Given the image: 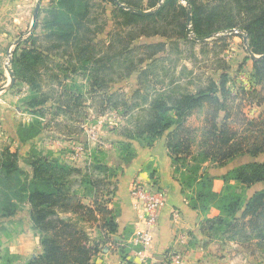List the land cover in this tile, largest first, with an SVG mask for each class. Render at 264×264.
I'll return each instance as SVG.
<instances>
[{
    "label": "trees",
    "instance_id": "obj_1",
    "mask_svg": "<svg viewBox=\"0 0 264 264\" xmlns=\"http://www.w3.org/2000/svg\"><path fill=\"white\" fill-rule=\"evenodd\" d=\"M48 1L42 33L32 34L13 54L11 76L28 87L24 111L32 116L18 129L19 142L34 141L50 125H63L71 135L83 133L86 110L92 107L99 117L115 111L125 118L137 111L132 130L125 129L120 136L125 140L117 143L120 161L135 157L130 142L150 147L165 136L173 165L189 169L190 176L180 182L190 208L202 216L200 232L244 250L255 248L247 252L251 256L264 251V190L247 196L250 187L264 182V161L231 170L219 178V191L215 178L201 173L205 164L222 167L239 157L264 155V0ZM232 30L245 34L247 53L258 58L252 59L248 89L228 88V66L222 58L213 59L215 74H205L191 89L169 71L162 74L167 82L158 80V64L167 61L178 43L204 49L205 39ZM154 37L164 42L136 44ZM227 40L212 41L213 46L221 43L214 56L226 48ZM149 77L155 82L149 83ZM132 79L137 84L132 97L120 90L109 92L112 84ZM253 106L263 107V112L249 120L242 109ZM199 112L204 113L200 131L187 125ZM242 125L246 131L235 128ZM106 159L102 150H94L80 168L37 153L27 163L31 177L24 180L17 152L6 148L0 153V216H13L16 203L27 201L41 246V254L22 264H93L108 246H115L131 264L129 256L140 248L126 239H112L121 167L109 166ZM212 211L218 215L209 217Z\"/></svg>",
    "mask_w": 264,
    "mask_h": 264
},
{
    "label": "crops",
    "instance_id": "obj_2",
    "mask_svg": "<svg viewBox=\"0 0 264 264\" xmlns=\"http://www.w3.org/2000/svg\"><path fill=\"white\" fill-rule=\"evenodd\" d=\"M40 1L41 0H0V55L2 53L5 54L10 47H12V44L18 45L21 43V38L13 36L14 33L12 32L19 31L24 27L30 10L32 11V21L28 35L30 37L32 34H41L39 32L36 33L37 27H40L38 24L41 23L44 17V14L38 15L41 11V5H43ZM37 5L39 9L36 25L35 29L31 32L33 15ZM20 47L22 48L23 45ZM249 63L250 72L252 68V59L249 60ZM10 70L11 68H9L8 72ZM10 83L11 81L0 93L5 95L13 86H10ZM134 91L128 96L129 98L132 97ZM1 104L3 103L0 102V105ZM9 109L8 106H0V139L11 140L12 144L9 149L12 152H17L19 155L29 152L30 147H34L36 150L35 145L38 140L21 144L17 138L18 129L21 126L29 124L32 121V116L24 110L16 108V113H13ZM22 116H24V118ZM115 116V119L120 122V116L117 114H115ZM103 117H100V119H104ZM87 120L88 121L85 122H90L88 117ZM59 121L62 122L63 120L60 119ZM85 127H87V123ZM43 132L44 135H48V137L53 135L54 137H58L56 141L60 140L58 141L60 146L62 139V144L65 143L66 145H71L73 140L76 139L69 133L61 134L60 136L53 129L49 128L45 129ZM117 138L119 139L118 136ZM46 140H52V138L45 139V141ZM49 143L50 147L47 149H49L50 152L47 153L57 158L61 163L80 168L84 166V163L82 166L75 164L74 162L77 160L71 159L69 154L65 155V151L58 152L55 146L56 143H51V141ZM133 148L136 150V154L128 163H122L119 159L118 161L116 159L111 162V164H108L109 166L117 167L120 165L121 167V172L117 178L116 192L113 198V208L117 211V233L112 236V239L119 242L126 239L127 244L133 246L131 242L136 234H140L147 230L144 211L134 207V202L129 195L135 183L151 190L162 192L165 199V206L157 212L155 226L149 230L151 232L150 245L140 249V251L132 252L129 257L131 264H173L170 261V256L173 254L181 255L182 260L180 264L261 263V260H259L257 256L248 255L238 244L223 240H211L200 232L202 216L199 211L192 210L189 206V202L181 186L180 178L175 172V167L165 147V136L158 139L150 147L144 144L139 145L135 142ZM243 157H245V159H243L245 161H240L241 157H239L222 167L211 164V168L216 167L215 170L211 172V175L216 178L214 181L215 191H219L221 188V181L219 178L231 170L244 164L260 162L256 161L258 157ZM22 165L23 163L21 164V162H19L20 168ZM207 165L208 164H205L203 166L201 173L207 171L209 174L210 171ZM25 169L29 173V180L31 177V167L27 163ZM261 190H264V182L257 183L250 187L247 190V196L250 197L254 192ZM16 204L17 209L13 216H0V264H22L32 257L41 254L38 236L33 232L30 222L29 204L27 201ZM216 215H218V212L212 211L209 217H214ZM183 238L185 241L181 243V239ZM93 264L127 263L121 259L116 251H112V248L108 246L93 258Z\"/></svg>",
    "mask_w": 264,
    "mask_h": 264
},
{
    "label": "rangeland",
    "instance_id": "obj_3",
    "mask_svg": "<svg viewBox=\"0 0 264 264\" xmlns=\"http://www.w3.org/2000/svg\"><path fill=\"white\" fill-rule=\"evenodd\" d=\"M182 2L183 1L180 0V3ZM40 3L43 5H41V11L38 13V15L43 14L44 11L49 6L48 0H45V1L41 0ZM31 21H32V11L30 10L29 14L27 15L26 22L24 23V27H22V29H20L19 31L12 32L14 33L13 36L21 38V43L18 45L12 44L11 45L12 47H10V49L5 54L2 53L0 55V91L4 89L6 86H8L9 82L11 81V77L9 75L8 70L9 68L12 67L13 54L15 53V51L18 52L21 49L20 46H22L25 41L29 40L28 32H29V28L31 27ZM38 27H37L36 33L38 32L42 33L41 27L39 28ZM224 36H226L228 39L225 44L226 48H224V50L220 52L219 55L214 56V52L220 51L221 43L219 42L215 43L214 45L215 47L211 45V43L218 37H224ZM244 38L246 42H244ZM160 41L164 42V40H162L159 37L142 38L141 40H138L136 44H147V43L151 44V43H157ZM204 42L208 44L207 48H204V49H202L197 44L194 47L189 48L186 45H182V43L180 44L178 43L177 47L172 48L173 50L170 51V55L167 61L166 62L164 61L158 64V66H160L157 71L158 76H159L158 80L160 82H163V81L167 82V79L163 78L162 74H164V72L166 71H169L172 75H176V77L178 78L180 77L179 80H181V82L184 85H187L191 89L194 87V85L197 82H199L198 81L199 78L202 79L206 75L213 76L215 74L212 72L214 68L213 59L222 58L224 62L226 63V65L228 66V70H227L228 81H229L228 88H230V90H236L239 87H244L248 89L249 87L248 83H250L251 71L249 72L250 63H249V60L246 59V57L247 56H249V58L251 57L247 53V39L245 37V34L239 30H232L229 33L217 34V36L214 35L211 38L205 39ZM182 67H185L187 70H189L191 74H188L187 70L186 72L181 73L180 69ZM75 80L78 82V84L84 85L86 87V83L83 79L78 78ZM148 81L149 83L153 81L155 82V79L153 80V77H149ZM136 87H137V84L135 83V80L132 79V80H127L122 83L112 84L111 86H109V92H116L120 90L126 95V97H128L136 89ZM27 96H28V87L24 84H19V83L16 84V81H14L13 86L11 87V89H9V91H7L5 95L3 93H0V102L3 103L0 106H4V107L8 106V109L10 108L9 110H11L13 113H16V108L20 110H24L25 107H24L23 101L27 100ZM88 102L89 103L87 104L89 105L87 106H91L92 102L91 101H88ZM95 111H97L95 107H92L91 110H86L85 114H87L86 117H88L90 122H85V123H87V127H90V128L87 129L86 132H83L81 134L80 133L73 134V136L76 139L73 140L71 145H66L65 143L62 144L63 143L62 142L63 139H62L61 146H60L59 145L60 143H58V141L60 140L56 141V138L58 137H54V135L48 137V135L46 136L44 135V132H42L35 139V140H38L35 145V148L37 151L34 149V147L33 148L30 147L29 152H27L26 154L23 153L22 155H19L17 153L19 161L21 162V164L23 163L21 167L22 172L24 174L23 179L28 180L29 178V173L26 171L25 165L26 163H29L30 157L37 155V153L38 154L45 153L42 155L49 154L47 152H50V151L47 148L50 147V143H49L50 141L51 143L52 142L56 143L55 146L58 152L65 151L66 153L64 154L65 155L69 154L71 159L73 158V160L74 159L77 160L74 163L80 166H82L84 162H87L88 160H90V154L94 150H102L106 154V157H107L106 161L108 164L109 163L111 164V162L115 161L116 159L118 161L119 159V155H118L119 151H118V145H117V143L119 142L118 140H125L124 138L120 136L123 135L122 133L125 129L130 130V131L132 130V127H133L132 124H134L135 118L139 115V113L135 111L133 112V114L129 113V116L128 117L126 116L127 118L126 117L124 118L121 116L120 112L108 111L105 113V115H103L104 117L102 116L104 119H100L101 116L100 117L95 116L94 114ZM242 112L243 114H245L247 119L253 120V119H257L260 116V114L263 112V107H258V106L244 107L242 109ZM115 114L120 116L121 118L120 122H118L117 119H115L116 117ZM73 116H77V114H74ZM22 117L24 118V116ZM61 118L63 119V117ZM49 119H50V115L46 117V120L49 121ZM203 119H204L203 112L196 113L188 119L187 125L189 127H192L193 129L194 128L197 130L202 129ZM59 126L53 127L50 125L49 129H53L60 136L61 134L68 133V129L64 128L63 125L60 126L61 128ZM235 128H238L240 131L241 130L246 131L247 129L246 127L244 128L243 125L238 126V127L235 126ZM251 130H254V128H249L248 131H251ZM90 131H92L93 134L96 135L95 140L91 138L90 136L91 134L89 133ZM117 136L119 137V139L117 138ZM199 137H200V134L198 133V138ZM44 138L45 139L52 138V140H46L47 141L46 142ZM135 142L138 143L139 145L143 144L140 141H132L130 142L132 147ZM11 144H12L11 140L0 139V153L4 149L9 148ZM134 148H133V151H134V154H136V150ZM243 159H245V157H241L240 161H245ZM256 161H260V162L264 161V156L258 157ZM211 166H212L211 164L207 165L208 170L210 171L208 175L213 177L211 175V172H213V170H215L216 167L211 168ZM174 167H175V172L177 173V176L180 178V180L187 179L190 176L188 172L189 169L186 167H184L185 169L182 168L181 163H177L176 165L174 164ZM110 248H112V251L113 250L117 251L116 250L117 248L115 246H110ZM139 248L142 249L141 247ZM254 249L249 248L247 250L245 248V253L247 252L250 253ZM263 255H264V251H261V250H259L256 253L257 258L261 260V263L259 264H262V263L264 264Z\"/></svg>",
    "mask_w": 264,
    "mask_h": 264
},
{
    "label": "built area",
    "instance_id": "obj_4",
    "mask_svg": "<svg viewBox=\"0 0 264 264\" xmlns=\"http://www.w3.org/2000/svg\"><path fill=\"white\" fill-rule=\"evenodd\" d=\"M90 127H85L84 132L87 131ZM93 140L96 139V135L92 131L89 132ZM130 198L134 202V207L141 209L145 213V224L147 230L136 236L132 239V245L135 247H141L142 249L149 246L151 243V228L155 226L157 220V212L165 206V199L162 192L151 190L140 184L135 183L130 190ZM184 238L181 239V243H184ZM140 254V253H139ZM181 255L173 254L170 256V261L173 264L181 263Z\"/></svg>",
    "mask_w": 264,
    "mask_h": 264
},
{
    "label": "water",
    "instance_id": "obj_5",
    "mask_svg": "<svg viewBox=\"0 0 264 264\" xmlns=\"http://www.w3.org/2000/svg\"><path fill=\"white\" fill-rule=\"evenodd\" d=\"M38 9H39V6L37 5V7H36V9H35V12H34V15H33V26H32V28H31V32L35 29ZM189 21H190V17L188 18V22H189ZM244 42H246V41H245V38H244ZM250 57H251V59H254V60H255V59H258L257 57H253L252 55H250ZM9 75H10V77H11V83H10V86H12L13 83H14V79H13V77L11 76V72H10V71H9ZM203 171H204V169H203Z\"/></svg>",
    "mask_w": 264,
    "mask_h": 264
}]
</instances>
